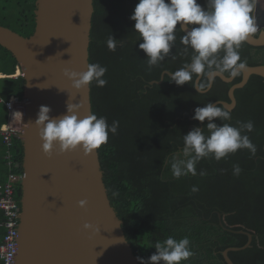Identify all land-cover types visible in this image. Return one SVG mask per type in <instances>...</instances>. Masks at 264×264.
Listing matches in <instances>:
<instances>
[{
  "label": "trees",
  "instance_id": "1",
  "mask_svg": "<svg viewBox=\"0 0 264 264\" xmlns=\"http://www.w3.org/2000/svg\"><path fill=\"white\" fill-rule=\"evenodd\" d=\"M138 2L94 0L89 47L90 63L107 68V84H91L92 111L109 124L119 121L117 133H110L108 142L98 150L109 197L123 220L126 236L137 257L147 259L155 253L156 241L187 236L195 255L183 264H228L223 251L244 246L249 232L252 243L246 249L230 251L229 256L235 264H264V77L254 74L243 88L236 89L231 120L217 121L236 125L251 120L254 130L246 134L257 147L255 156L241 149L219 161L204 158L196 165L197 175L173 177L167 161L182 149L183 135L196 126L205 127L193 119L195 108L219 100L230 102L229 89L242 80V74L233 82L216 77L205 93L196 92L190 83L178 86L169 82L168 76L152 84L164 71L174 72L190 63L194 52L190 47L185 51L181 43L184 33L178 29L169 55L149 70L146 54L139 48L142 41L134 30L135 21L130 19ZM198 2L206 6L207 0ZM35 9L36 0H0V25L28 37L36 27ZM112 34L117 39L115 51L107 47ZM240 55L247 65L264 64V45L246 41ZM17 68L14 55L0 45V73L7 75L0 78L2 98H23L24 77H11ZM0 111L1 124L7 121L8 112L1 105ZM12 150L15 168L21 167L19 138L14 139ZM237 164L241 172L234 175ZM201 170L206 174L200 175ZM7 176L3 156L0 183ZM20 192L21 185L18 198ZM114 192L118 194L114 196ZM2 221L0 210V243L6 231Z\"/></svg>",
  "mask_w": 264,
  "mask_h": 264
},
{
  "label": "water",
  "instance_id": "2",
  "mask_svg": "<svg viewBox=\"0 0 264 264\" xmlns=\"http://www.w3.org/2000/svg\"><path fill=\"white\" fill-rule=\"evenodd\" d=\"M260 7L259 1L256 16L262 31L247 39L254 46L264 45ZM94 10V0H36L33 34L26 37L0 25V45L14 55L25 80L20 103L24 178L19 196L17 264H140L109 197L99 150L86 155L80 148L61 152L57 145L49 156L34 123L41 105L51 107V117L64 115L68 101L82 104L81 117L93 114L91 84L75 89L65 69L82 72L90 64ZM165 73L172 72L166 70L161 76ZM254 74L264 77V64L247 65L242 80L229 89L231 101L214 103L233 110L236 89L243 88ZM216 77L225 82L236 78L226 74ZM81 199H87L86 207L79 206ZM86 222L98 226L96 232L85 229ZM247 233L249 240L244 246L223 251L228 264H235L230 251L246 249L252 243L253 234Z\"/></svg>",
  "mask_w": 264,
  "mask_h": 264
},
{
  "label": "clouds",
  "instance_id": "3",
  "mask_svg": "<svg viewBox=\"0 0 264 264\" xmlns=\"http://www.w3.org/2000/svg\"><path fill=\"white\" fill-rule=\"evenodd\" d=\"M258 4L259 0H207L206 6L198 0H139L130 19L135 21L134 30L142 41L139 48L146 54L149 70L169 55L176 41V31H182L185 51L190 47L194 52L191 62L165 73L160 79L168 76L169 82L178 86L190 83L196 92L205 93L217 75L235 78L246 71L247 61L241 58L240 49L249 36L260 29L256 16ZM107 47L110 51L116 50L117 39L113 34L107 39ZM106 72L107 68L100 63H90L82 72L65 69V75L77 90L93 82L104 87ZM81 108L80 102L68 101L64 115L51 117V107L40 106L34 123L40 128L42 149L47 155L51 156L57 145L61 152L80 148L87 155L106 144L110 133H117L119 121L109 124L105 117L95 113L81 117ZM193 119L203 123L207 132L205 127L196 126L183 135L182 149L167 161L173 177L197 175L196 165L204 158L219 161L241 149H248L255 156L257 147L246 134L254 130L251 120L237 121L236 125L218 123L230 121L231 112L213 102L196 107ZM233 170L234 175L241 172L238 164ZM199 174L206 173L201 170ZM192 191L197 188L193 187ZM87 204V199L79 201L80 207ZM97 227L91 222L84 224L85 229L95 232ZM153 245L156 252L147 259L138 257L140 264H183L195 255L187 236L179 240L169 236Z\"/></svg>",
  "mask_w": 264,
  "mask_h": 264
},
{
  "label": "built area",
  "instance_id": "4",
  "mask_svg": "<svg viewBox=\"0 0 264 264\" xmlns=\"http://www.w3.org/2000/svg\"><path fill=\"white\" fill-rule=\"evenodd\" d=\"M0 101L4 103L8 112L7 121L0 124V135L7 148L5 155L7 166L9 167L8 177L5 182L0 183V210L3 213L2 225L5 234L0 243L1 264H17L20 236V216L21 204L17 195V188L24 178L23 164L15 168L13 157L14 139L19 138L22 123V99L12 96L8 99L0 96Z\"/></svg>",
  "mask_w": 264,
  "mask_h": 264
},
{
  "label": "crops",
  "instance_id": "5",
  "mask_svg": "<svg viewBox=\"0 0 264 264\" xmlns=\"http://www.w3.org/2000/svg\"><path fill=\"white\" fill-rule=\"evenodd\" d=\"M17 70H19V68H17ZM17 70H16V72H17ZM7 75H5V74H3V73H0V78H4V77H6ZM17 76H19V74L18 73H15L14 75H12L11 77H17ZM12 96H15V95H12ZM11 96V97H12ZM0 105L1 106H3V108H4V103L3 102H1L0 101ZM1 112V111H0ZM6 113V112H5ZM1 137L2 136H0V160L3 158V156L5 157V150H4V143H3V141L1 140ZM6 152H7V150H6ZM6 159V158H5ZM6 166H7V163H6ZM7 168H8V173H9V167L7 166ZM8 177V176H7ZM0 264H1V261H0Z\"/></svg>",
  "mask_w": 264,
  "mask_h": 264
},
{
  "label": "flooded vegetation",
  "instance_id": "6",
  "mask_svg": "<svg viewBox=\"0 0 264 264\" xmlns=\"http://www.w3.org/2000/svg\"><path fill=\"white\" fill-rule=\"evenodd\" d=\"M260 1V3H261V7H260V9H261V11H260V13H261V15H263L264 16V0H259ZM262 31V29L261 30H258L257 31V35H259V33Z\"/></svg>",
  "mask_w": 264,
  "mask_h": 264
},
{
  "label": "bare ground",
  "instance_id": "7",
  "mask_svg": "<svg viewBox=\"0 0 264 264\" xmlns=\"http://www.w3.org/2000/svg\"><path fill=\"white\" fill-rule=\"evenodd\" d=\"M17 73L20 74V70H17Z\"/></svg>",
  "mask_w": 264,
  "mask_h": 264
},
{
  "label": "rangeland",
  "instance_id": "8",
  "mask_svg": "<svg viewBox=\"0 0 264 264\" xmlns=\"http://www.w3.org/2000/svg\"><path fill=\"white\" fill-rule=\"evenodd\" d=\"M17 73V72H16ZM20 75V74H19Z\"/></svg>",
  "mask_w": 264,
  "mask_h": 264
}]
</instances>
